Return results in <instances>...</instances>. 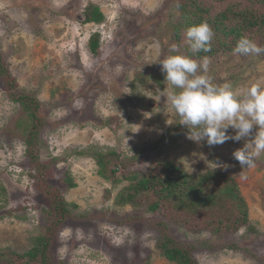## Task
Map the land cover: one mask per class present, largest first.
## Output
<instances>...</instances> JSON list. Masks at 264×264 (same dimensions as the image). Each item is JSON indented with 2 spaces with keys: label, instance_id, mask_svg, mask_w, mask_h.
<instances>
[{
  "label": "rangeland",
  "instance_id": "1",
  "mask_svg": "<svg viewBox=\"0 0 264 264\" xmlns=\"http://www.w3.org/2000/svg\"><path fill=\"white\" fill-rule=\"evenodd\" d=\"M180 1L0 0L3 64L16 92L40 102V160L59 162L48 163V183L64 192L70 177L75 187L64 192V199L87 216L68 221L57 235L55 264H173L155 247L156 231L145 222L130 223L145 215L144 208L114 203L129 185L126 176L145 173L155 158L188 175L216 171L231 176L247 203L254 231L245 227L213 236L168 224L171 237L193 246L198 264H264V154L255 167L241 170L232 154L243 140L196 143L187 138L167 102L155 101L168 88L157 59L184 54L179 48L170 51V25L179 22L175 4ZM88 5L100 8L103 23H83ZM91 34H100L97 56L88 49ZM208 58L206 75L216 85L229 83L240 91L264 83V55ZM5 90L0 80V190H5L6 208H21L22 219L5 215L0 220V252H23L43 232L47 201L36 195L28 176L24 141L31 121ZM228 133L235 134L231 128ZM83 150L135 158L126 168L110 165L115 174L104 180L97 176L94 160L74 155Z\"/></svg>",
  "mask_w": 264,
  "mask_h": 264
},
{
  "label": "trees",
  "instance_id": "2",
  "mask_svg": "<svg viewBox=\"0 0 264 264\" xmlns=\"http://www.w3.org/2000/svg\"><path fill=\"white\" fill-rule=\"evenodd\" d=\"M175 8L180 12V19L177 24L170 25L173 44L195 60L234 53L235 44L241 37L264 46V0H181L175 4ZM82 16L84 24L99 25L104 22V15L98 6L88 5ZM205 21L213 30L211 50L192 54L185 43L184 33L188 27ZM99 35L91 34L88 39V49L93 56L98 55ZM0 80L4 82L10 101L18 104L31 121L28 137L24 141V155L29 160L28 176L34 181L36 195L47 201L46 208L42 211L43 232L23 252H0V264H55L53 248L57 235L68 221L81 222L87 216L78 211L76 204L64 199V192L75 187L70 177L65 178L64 192L48 183V163L54 165L59 162L57 158L48 163L41 161L38 134L44 122L40 115V102L34 95L16 92L17 84L5 68L1 53ZM74 155L89 156L94 160L96 174L104 180L115 174V171L109 170L110 165L126 168L135 158L121 159L114 152L85 150ZM126 179L129 185L118 194L114 203L144 208L145 215L130 223L145 222L146 226L156 231L158 239L155 247L168 262L198 264L192 255L193 246L171 237L168 224L213 236L234 234L245 227L254 231L249 222L247 203L237 182L224 173L208 171L188 175L174 163L155 158L145 173L126 176ZM4 193L5 190L1 189L0 220L5 215L21 220L22 215L17 212L22 209H7ZM230 248L236 249L235 246Z\"/></svg>",
  "mask_w": 264,
  "mask_h": 264
},
{
  "label": "clouds",
  "instance_id": "3",
  "mask_svg": "<svg viewBox=\"0 0 264 264\" xmlns=\"http://www.w3.org/2000/svg\"><path fill=\"white\" fill-rule=\"evenodd\" d=\"M184 37L192 54L211 50L213 30L206 21L188 27ZM170 51L178 52V46L173 44ZM233 51L237 55L261 56L264 46L241 37ZM156 62L161 66L168 88L155 101L167 102L169 110L178 117V124L187 129V138L196 143L203 141L208 146L243 140V146L233 152V158L241 170L255 167L256 159L264 154V83L255 82L240 91L229 83L216 85L206 75L208 57L198 61L175 54L163 60L158 58ZM229 128L234 130V135L228 133ZM216 166L225 171L229 167L219 162Z\"/></svg>",
  "mask_w": 264,
  "mask_h": 264
}]
</instances>
